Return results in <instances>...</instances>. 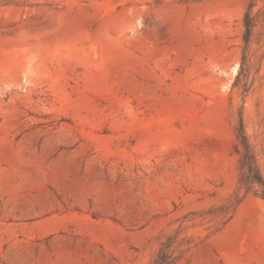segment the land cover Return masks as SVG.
I'll use <instances>...</instances> for the list:
<instances>
[{
  "label": "rangeland",
  "instance_id": "374dc122",
  "mask_svg": "<svg viewBox=\"0 0 264 264\" xmlns=\"http://www.w3.org/2000/svg\"><path fill=\"white\" fill-rule=\"evenodd\" d=\"M242 126L264 173V0L1 8L0 264H264Z\"/></svg>",
  "mask_w": 264,
  "mask_h": 264
},
{
  "label": "trees",
  "instance_id": "16d2710c",
  "mask_svg": "<svg viewBox=\"0 0 264 264\" xmlns=\"http://www.w3.org/2000/svg\"><path fill=\"white\" fill-rule=\"evenodd\" d=\"M189 1V0H187ZM198 1V0H194ZM29 2V0H0V9L12 5H21ZM246 40L249 41L251 33L252 22L249 14L246 17ZM238 139V146L240 150V183L241 187L245 188L247 192L253 191L257 195L264 198V173L260 167L257 153L249 141L248 135L244 131L243 126L236 132ZM241 200H237L238 204ZM235 203V202H233ZM236 205V204H235ZM230 206V205H229ZM228 206V208H229ZM170 244L164 243L159 250L153 264H175L178 257L175 258L167 250Z\"/></svg>",
  "mask_w": 264,
  "mask_h": 264
}]
</instances>
